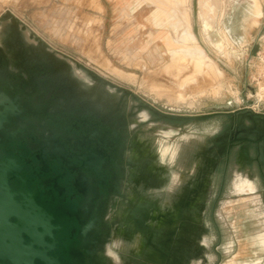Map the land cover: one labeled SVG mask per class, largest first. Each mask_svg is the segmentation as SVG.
<instances>
[{"label": "rangeland", "instance_id": "1", "mask_svg": "<svg viewBox=\"0 0 264 264\" xmlns=\"http://www.w3.org/2000/svg\"><path fill=\"white\" fill-rule=\"evenodd\" d=\"M254 1L257 23L252 0H0V17L10 13L34 32L83 91L128 105L135 159L143 151L166 179L161 189L131 183L129 194L142 190L163 206L183 195L185 207H201L204 246L191 236V255H201L191 264H264L261 146L228 155L220 138L232 118L172 122L155 111L188 117L250 107L246 115L264 118V0ZM186 31L196 42L184 44ZM246 115L237 122L248 126Z\"/></svg>", "mask_w": 264, "mask_h": 264}, {"label": "flooded vegetation", "instance_id": "2", "mask_svg": "<svg viewBox=\"0 0 264 264\" xmlns=\"http://www.w3.org/2000/svg\"><path fill=\"white\" fill-rule=\"evenodd\" d=\"M6 15L0 17V112L12 118L0 126V163L13 159L16 168L23 170L9 175L4 187L14 201L20 202L22 193L30 197L31 177L24 167L30 169L31 151L45 169L52 166V160L60 163V170L53 173L60 179L62 197H32L51 217L52 237H44L50 247L43 249L48 264H98L115 234L126 243L134 240L131 233L136 225L140 227L138 246L135 254L121 252L125 264H191L199 258L191 255L187 245L194 246L191 236L195 235L203 250L198 204L185 207L183 195L169 205L155 200L152 204L141 195L142 190L138 207L131 204V183L157 188L160 181L150 178L143 151L135 159L136 138L130 133L135 127L128 105L98 90L93 94L83 91L34 32L14 15ZM239 117L232 118L220 138L228 155L237 146H264V141L256 143L264 138V118L254 117L244 126L237 122ZM10 140L14 141L9 144ZM242 154L246 155L244 150ZM79 160L86 161V170L79 167ZM68 170L75 180L67 191L62 178ZM3 193L0 190V210L5 208ZM23 238L25 244L30 243Z\"/></svg>", "mask_w": 264, "mask_h": 264}, {"label": "water", "instance_id": "3", "mask_svg": "<svg viewBox=\"0 0 264 264\" xmlns=\"http://www.w3.org/2000/svg\"><path fill=\"white\" fill-rule=\"evenodd\" d=\"M6 17H11V14L7 13ZM133 96L135 95L133 94ZM155 111L168 120L176 122H199L207 121L218 116L237 118L245 112H250L251 109L250 107H244L243 109L231 112H216L188 117L166 114L158 110ZM11 118L12 116L10 117L0 112V126L3 123H9ZM249 119L251 121L254 120L252 116H249ZM13 141L10 140L8 143L11 144ZM262 141H264V138L256 143ZM27 150L29 152V149ZM29 154V158L32 159V164L29 165L30 169L24 167V171L31 177L30 187L33 192L32 194H28L30 196L29 198L22 193L20 202L13 200V197L8 194V189L4 185H7L9 175L16 176L23 169L16 168V163L13 159H5L3 163H0V190L4 192L1 196L5 204V208L0 210V264H35L36 261L40 264H48V259L43 249L46 246L50 247L44 242V237L46 235L52 237L49 222L51 217L48 216L42 207L37 206L32 197L35 195L46 197L47 194L49 196H55L56 198L62 197L58 192L60 179L55 177V173H53L54 171L60 170V163L57 160H52V166L45 169L39 160L40 157L35 152L31 151ZM23 158V155L20 154L19 159L21 160ZM78 165L82 170L87 169L86 161L84 160H79ZM26 166H28L27 163ZM72 175L73 173L68 170L67 174L62 178L63 185L67 191L69 190L68 188L71 189L73 187L75 179ZM10 218H14L15 223H11ZM134 227V231H139L140 227L138 225ZM23 236L29 239V244L24 243Z\"/></svg>", "mask_w": 264, "mask_h": 264}, {"label": "crops", "instance_id": "4", "mask_svg": "<svg viewBox=\"0 0 264 264\" xmlns=\"http://www.w3.org/2000/svg\"><path fill=\"white\" fill-rule=\"evenodd\" d=\"M260 146H261V150H262L261 152L264 155V146H262V145H260ZM143 158L145 159V162H144L145 169H148L149 174H150V178L151 179L154 178L156 181H160L159 182V185L157 186V188H160V186L162 185L163 182H165L166 179H164V178H162L160 176L155 175L154 174V172H156L155 169L154 168H151V160L149 159L150 163L147 164V159L148 158L146 157V155H143ZM139 167L141 168V165L140 164H137V171H138ZM179 177L180 176H176V180H178ZM252 181H253V179H252ZM253 183H254V181H253ZM152 188H154V186ZM255 188H256V185H255ZM154 189H156V188H154ZM256 190H257V188H256ZM256 190H255L254 193H250V195H255L256 194ZM134 196H135V198H133V195H130L129 198L131 200H134L133 206H135V208H137L138 205L140 204V202H139V195L134 194ZM137 233H138L137 230L136 231H133L131 233V235L134 238L132 236H131V238L134 239V240H130L127 243L122 238L115 237L113 239V241L107 246L104 254H101L100 255V258L98 259L99 260L98 264H125L127 260L124 257L121 256V252L122 253H126L127 252L130 255L131 254H135V251H133V250H134V247H137L138 246V240L137 239H138L139 235Z\"/></svg>", "mask_w": 264, "mask_h": 264}, {"label": "bare ground", "instance_id": "5", "mask_svg": "<svg viewBox=\"0 0 264 264\" xmlns=\"http://www.w3.org/2000/svg\"><path fill=\"white\" fill-rule=\"evenodd\" d=\"M170 1H172V2H174V3H177L178 2V0H170ZM253 1V3H254V5L252 6V13H251V16L254 18V21H255V23H257V20L258 19H260V16H261V10H260V8H259V6L257 5V3L254 1V0H252ZM212 8V7H211ZM244 9H246V8H244ZM173 11H174V9H172ZM236 11V10H235ZM247 11V10H246ZM175 13V12H174ZM250 14V13H249ZM163 14L162 13H160L158 16H162ZM173 16V15H172ZM250 16V15H249ZM233 19H235V17L233 18ZM159 20V19H158ZM232 21H234V20H232ZM159 22V21H158ZM227 26V25H226ZM259 26V25H258ZM204 27H205V30H208V29H210V26H209V24L205 21L204 22ZM213 27V26H212ZM212 30V29H211ZM214 31V30H213ZM238 31V30H237ZM207 32V31H206ZM212 33V32H211ZM219 33V32H218ZM227 34H229L230 33V31L228 30L227 32H226ZM208 34V33H207ZM238 34V33H237ZM246 35V34H245ZM184 40H185V43L184 44H186L187 42H189V41H194V42H196L195 41V39L189 34V32L188 31H186V32H184ZM233 36H235V35H233ZM221 37V36H220ZM211 38V37H210ZM216 38H218V37H216ZM234 38V37H233ZM221 41V40H220ZM247 41V40H246ZM222 42V41H221ZM215 43H217L218 44V42L216 41ZM246 43V42H245ZM218 45H220V44H218ZM217 45V47L219 48L220 46H218ZM196 48V47H195ZM168 51H169V49H168Z\"/></svg>", "mask_w": 264, "mask_h": 264}]
</instances>
